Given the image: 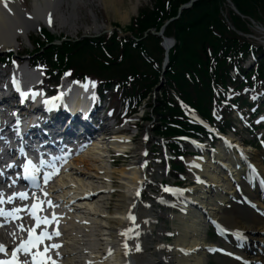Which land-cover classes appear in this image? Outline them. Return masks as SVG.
<instances>
[{
	"label": "bare ground",
	"instance_id": "6f19581e",
	"mask_svg": "<svg viewBox=\"0 0 264 264\" xmlns=\"http://www.w3.org/2000/svg\"><path fill=\"white\" fill-rule=\"evenodd\" d=\"M58 1L60 0H33L32 8L27 11L22 8L18 0H9L11 13L0 4V47L13 46L19 37L37 31L41 23L53 29L56 20L52 18L50 25L48 17L52 6ZM64 1L74 8L75 0ZM140 2L141 0H138L131 10L135 11ZM125 15L124 18H127L129 13L126 12ZM71 17V11L68 10L62 25L64 26ZM45 88L51 92L47 86ZM36 99L39 101L37 96ZM88 123L90 128L98 130H102L105 126L96 121L93 112L88 116ZM47 125L46 136H51V141L55 142L53 147L63 152L68 150V145H79L92 135V130L84 131L80 135L74 132L68 133L67 127L73 126L68 123L62 126L52 125L49 122ZM52 134H58L59 139L56 140ZM230 137L227 135V138ZM133 140L134 138L125 133H114L107 136L100 145L93 142L92 148L77 155L72 165H67L69 167H61L62 170L50 189V197L52 204L59 202L61 208L66 210L67 220L72 226L60 230L57 228L58 224L51 222V228L45 230L49 232L58 230L61 233L60 236L53 237L54 243L61 245L58 249L51 250L55 264H160L162 262L161 257L151 250L152 246L147 242L159 210L154 209L150 203L142 201L143 186L147 181V176L144 175L148 173L145 141L141 139L134 143ZM36 141L37 139L27 138L25 142L32 145ZM109 146L122 152L126 151L123 158L132 156L133 162L119 168L111 167L109 170L102 166L92 168L89 163L90 160H94L92 154L94 152L98 154L96 150L102 151L103 155L98 154L97 159L102 163L104 160L102 158H105L107 152L104 147ZM240 149L243 151L235 150L234 155L228 151L226 145H223L221 149L218 147L208 149L212 152V156L207 159L193 158V163L204 173V178H199L197 188L193 187L186 192V198L199 204L196 206L202 211H199L195 205V207L184 206V214L178 216L182 231L173 246L176 263L207 264L205 249L207 246H213L206 239V227L210 218L226 232L229 231L232 236L235 246L227 241L222 247L231 257L227 264H264V246L257 248L259 243L264 241V216L260 214L264 211V198L258 196L256 190H259V186L254 188L255 183L260 180L264 182V165L259 157L261 153L257 154L249 147H240ZM120 161L121 159H118L116 162L120 163ZM221 166L225 169H217ZM210 168L213 169L209 170ZM215 171L221 175L212 174ZM254 171L258 174L255 179L250 177L255 175ZM89 191L91 193L87 194L86 192ZM249 201H253L258 210ZM130 215L135 217L134 221L129 218ZM62 217L57 215L56 219ZM26 223V217L18 221L20 227L23 225L24 228H28L29 225ZM90 227L95 229L92 234ZM236 233L252 239L250 245L252 247H248L245 241L238 242L240 238H236ZM4 237L0 235V240L7 242L9 238H6V235ZM137 245L139 251L135 250Z\"/></svg>",
	"mask_w": 264,
	"mask_h": 264
},
{
	"label": "trees",
	"instance_id": "16d2710c",
	"mask_svg": "<svg viewBox=\"0 0 264 264\" xmlns=\"http://www.w3.org/2000/svg\"><path fill=\"white\" fill-rule=\"evenodd\" d=\"M188 1L150 0V4L141 7L122 28L130 33L124 36L113 31L97 37L64 36V39L63 35L56 36L43 28L41 36L30 42L32 51L28 48L26 51L31 59L53 68L51 77L66 70L75 76L90 74L99 80V88L101 84L108 86L117 82V94L128 104L147 98L148 106L157 116L154 133L169 140L170 147L180 153L172 136L201 135L205 129L185 117L173 92L211 120L212 105L222 100L228 86L233 84L238 90L253 87L254 83L264 86V56L257 57L255 70L249 73L240 65L250 51L264 52L260 43L244 35L252 33L249 18L259 22L264 16V0H231L245 17L231 8L224 16V0H196L164 27V34L173 37L176 43L168 51L163 88L156 95V101L153 100L151 93L160 82L165 54L161 37L148 30L158 31L178 14L179 6ZM88 56L92 63L87 60ZM233 68L238 73L237 78L230 73ZM172 162L176 168H183L178 158Z\"/></svg>",
	"mask_w": 264,
	"mask_h": 264
},
{
	"label": "rangeland",
	"instance_id": "374dc122",
	"mask_svg": "<svg viewBox=\"0 0 264 264\" xmlns=\"http://www.w3.org/2000/svg\"><path fill=\"white\" fill-rule=\"evenodd\" d=\"M19 4L22 6L23 9L30 11V9L32 8V1L33 0H18ZM138 0H75V5L74 8L70 7L67 3H65L64 0H60L58 1V3H54V5L52 6L51 9V16L52 18H54L55 21V27H53V29H51L52 33H54L56 36H60L63 35V38L68 37V38H73L76 39L77 37L80 36H98L100 34L103 33L104 30L108 29L111 26H118V28L122 29L125 25H128L130 23V19L131 17H133L134 15L138 14V10L141 9V7L143 6H148L150 4V0H141L140 5L138 8H136V12L131 10V7L137 2ZM224 16H226V12H228L229 8H233L230 3H228L227 0H224ZM68 10L71 11L72 17L70 19L67 20V22L64 24V26L62 25L64 16L67 15ZM129 13V15H127L128 17L124 18L125 13ZM249 21L251 23L250 28L252 33L251 34H244L245 37L247 39H251L252 41H257L258 43L264 45V16H262V18L260 19L259 22H256L253 19L249 18ZM40 26H42L40 24ZM153 32V31H152ZM123 35H129L130 33L128 31H124L122 32ZM36 34L35 32H31L28 36H21L19 37V39L17 40V42H15L13 44V46H11V48H13V50L17 51V50H25L26 48L29 49V51H32V45H30V42L36 38ZM65 36V37H64ZM38 38V37H37ZM5 49V48H4ZM4 51L3 48L0 47V57L4 56ZM24 63H26L28 61V56L27 55H23L22 56ZM87 60L92 63V59L88 56ZM248 64H252V61L249 60ZM245 65V64H244ZM249 65V66H250ZM113 86H110V92H107V95L111 96V97H117L116 95H113V93H116L115 90L111 89ZM163 87H161L160 89H162ZM159 88H156L155 90V94H159L160 92ZM155 101L156 98L152 97ZM117 101H119V99L116 98ZM145 102L149 105L150 100H145ZM103 104H106L103 103ZM116 104V102H115ZM119 104V102H118ZM147 104H145L144 106H142L141 108H139V111L133 116V122L137 121L139 124V129L138 130H142L144 128V126L147 125L148 129H149V133H150V141H148L149 144H151L152 146V151H157L159 153H161V155L158 156V153L155 152L152 155V159L150 162L151 168L149 169V176L153 181V184H151L149 187L145 188V192L143 194V203H150L151 205H159L160 207L162 206V202L163 201H169L167 199V191H165L164 189L167 187L171 186V183H176V180H180L182 181V184H179L185 188H197V185L193 184V176H195L194 174L191 173H186L185 176H179L176 177V180L173 177V173L171 172V170H167V165L165 164L164 161H159V158H163L166 155L165 152V148L163 146L158 145L156 148V144L158 143V138H156L153 134L152 131V127L153 125L157 122V117L154 113V109L151 107L149 108L147 106ZM156 105V102H155ZM116 105H114L115 107ZM120 107V105H117ZM150 110H153L152 114L149 113ZM146 113V115H150L151 119L150 122H144V121H140L138 119V116L141 115L142 113ZM260 110L258 111V117L264 115V113ZM262 114V115H261ZM232 117V116H231ZM234 121L236 124H238L237 126V131L239 133V135L243 138H250V136H246V132L248 130V128L245 126L243 128L242 125H240V122L238 119H236L235 117H233ZM258 119H256L257 121ZM245 121H247L245 119ZM126 125V124H125ZM262 125H264V123H262ZM136 129H131L129 133H131V135H135ZM258 137L252 138L254 140V145H255V149H253L255 151V153H259L262 152V157L259 154L260 159L264 158V142L261 144L260 140L263 139L264 141V129H262L261 132L257 133ZM256 135V136H257ZM255 136V135H254ZM142 136L141 135H136L134 137V143L139 142L141 140ZM93 143V142H92ZM148 144V145H149ZM91 145V144H90ZM88 146L87 148H85L84 150H82V152H85L86 149L88 148H92L91 146ZM100 145V143L98 144ZM193 149L192 147L190 148V150ZM73 151V149H72ZM98 152L99 155H103L102 151L96 150ZM80 152V151H79ZM80 152V153H82ZM206 153V151H204ZM79 154V153H78ZM78 154H73L68 156L67 158V164L72 165V162H74V158L78 155ZM98 154H96V152H94V154H92V156H94V160H90V166L93 168L94 166L96 167H105L106 169H111V167L114 166H108V158L107 157H103L102 159L103 162L101 163L100 160L98 159ZM154 158V159H153ZM133 158L131 157H125L123 159H121L120 163L118 162L117 164H115V167H122V166H126L127 164H131L133 162ZM188 160H190V158L188 156H186L184 158V161L187 162ZM174 167L175 164H173V162L171 163ZM199 177L204 178V176L202 174H198ZM116 178V177H115ZM156 181L159 182V185H156ZM180 208V210H168L166 208H161L158 209V214H157V218L159 220L158 223H154L153 224V229L151 234L149 235L147 242L148 245L152 246L153 252L161 257L162 262L160 264H178L176 263V256H175V252H173V245H174V241L177 239V237L180 236V233L182 230H180L181 227V223L178 219V216L180 217L181 215L184 214V205L178 206ZM187 207V206H186ZM154 209H156V207L154 206ZM70 227L69 224H65V228ZM90 232L91 234L93 232H95L94 227H90ZM93 238V237H91ZM220 236H216L213 237V233L211 232V230L207 231L206 234V239L212 240V241H219L220 245H223V242L221 241V239H219ZM94 241V240H92ZM228 261L227 259H225V257H218L217 255L214 254L213 256H207V264H227Z\"/></svg>",
	"mask_w": 264,
	"mask_h": 264
},
{
	"label": "snow or ice",
	"instance_id": "6c2138e0",
	"mask_svg": "<svg viewBox=\"0 0 264 264\" xmlns=\"http://www.w3.org/2000/svg\"><path fill=\"white\" fill-rule=\"evenodd\" d=\"M0 4L3 5V8L11 13L12 9L9 7V0H0ZM48 23L51 25L52 23V17L51 14L48 17ZM15 86L17 87V90H19V84L18 82L14 81ZM34 95H38V93H33ZM63 93L61 94V96ZM29 97V93L27 92H21V100L23 101L24 99H27ZM54 99H60V97H56ZM53 101L46 100L45 104H52ZM44 162L41 161V164ZM24 169V174L26 177L31 178L35 180L34 172L37 170L36 165L33 164L31 160H29L27 163L23 165ZM53 172H49L45 176V183H47L48 179L53 175ZM165 191L168 192H173L174 194H180V190L176 189H170V188H165ZM139 193H137L138 195ZM47 196L48 194L45 192L44 194ZM19 198L20 200H27L28 199V194L24 192L17 193L15 197H8L7 201H5L2 198V194H0V204H4L5 202L7 203H13V200L15 198ZM37 199L36 203L31 204L30 206H24V207H15L11 210H6L4 208H0V217H4L6 220L8 218H13V219H20L19 213L24 211L28 214L30 219H32L35 222V227H29V228H24L23 225H21V230L26 231L28 235V239L25 241H22L17 247H15L11 251V259H0V264H55V261L52 260L50 257H46V253L50 250H55L61 247L59 244L51 243L47 244L43 248V253L45 254V259H35L36 256L41 255L39 251V245L41 244L42 241H51L53 237H58L60 236V232L58 230L49 232V231H41L38 234L36 233V229L41 228L42 225L46 226L50 223L49 219L46 217L38 216L37 215V210L40 209L41 205L40 202ZM49 206H52V202L48 201L47 202ZM131 220H135L134 216L129 217ZM51 222H54V217ZM223 230V229H222ZM138 234V233H137ZM13 237L16 235L15 233H11ZM236 235L242 240L243 236L240 233H236ZM136 251H139V245L136 246L135 248ZM8 252V248L3 242H0V254H6ZM20 253H23L24 259L20 260L18 259V255Z\"/></svg>",
	"mask_w": 264,
	"mask_h": 264
},
{
	"label": "water",
	"instance_id": "95a60500",
	"mask_svg": "<svg viewBox=\"0 0 264 264\" xmlns=\"http://www.w3.org/2000/svg\"><path fill=\"white\" fill-rule=\"evenodd\" d=\"M194 2H196V0H190V1H188V2H186L185 4H182L180 7H179V12H178V15L177 16H175L174 18H178L179 17V15H180V13H181V11L182 10H184L185 8H190L192 5H193V3ZM233 8L235 9V7L233 6ZM173 18V19H174ZM172 19H170L169 21H171ZM168 21V22H169ZM167 22V23H168ZM115 29H117L118 30V28H115ZM151 31V30H150ZM163 28H161L160 29V31H158V32H155V31H151L152 33H155V34H157V35H161V37H162V40H163V45L165 46V48L166 49H168L170 46H171V44L173 43V40H171V39H169V38H167V37H165V36H163ZM158 87H160V86H158Z\"/></svg>",
	"mask_w": 264,
	"mask_h": 264
}]
</instances>
